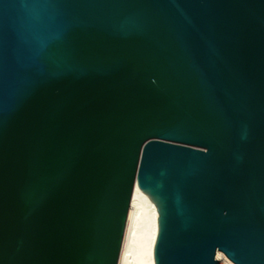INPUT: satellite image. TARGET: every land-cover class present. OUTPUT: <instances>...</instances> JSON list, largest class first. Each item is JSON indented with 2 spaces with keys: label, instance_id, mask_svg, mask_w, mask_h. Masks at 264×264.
I'll list each match as a JSON object with an SVG mask.
<instances>
[{
  "label": "water",
  "instance_id": "95a60500",
  "mask_svg": "<svg viewBox=\"0 0 264 264\" xmlns=\"http://www.w3.org/2000/svg\"><path fill=\"white\" fill-rule=\"evenodd\" d=\"M264 264V0H0V264Z\"/></svg>",
  "mask_w": 264,
  "mask_h": 264
},
{
  "label": "bare ground",
  "instance_id": "6f19581e",
  "mask_svg": "<svg viewBox=\"0 0 264 264\" xmlns=\"http://www.w3.org/2000/svg\"><path fill=\"white\" fill-rule=\"evenodd\" d=\"M156 230V207L141 197L134 185L117 264H153ZM216 258L219 264H235L222 251H217Z\"/></svg>",
  "mask_w": 264,
  "mask_h": 264
}]
</instances>
